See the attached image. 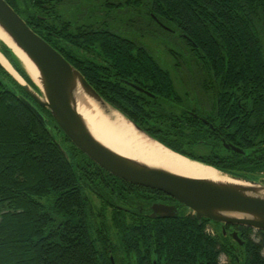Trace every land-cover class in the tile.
Here are the masks:
<instances>
[{
	"label": "trees",
	"instance_id": "16d2710c",
	"mask_svg": "<svg viewBox=\"0 0 264 264\" xmlns=\"http://www.w3.org/2000/svg\"><path fill=\"white\" fill-rule=\"evenodd\" d=\"M6 1L107 102L140 127L191 158L238 178L262 181L264 156L258 148L264 142V0H115L108 4L117 11L113 20L121 12L135 16L109 29L104 23L89 26L91 16L70 14L68 8L80 0L64 5V0ZM141 16L148 20L142 22ZM131 30L184 42L187 69L177 64L184 72L183 88L148 47L132 38ZM0 51L39 90L3 41ZM211 88L238 91L243 98V119L231 121L236 111L228 110L225 120L233 132L226 139L236 141L234 135L243 133L244 154L229 151L227 158L213 157L202 144L207 126L187 117L185 108L192 102L183 90ZM20 95L38 107L47 124ZM104 174L115 177L76 147L50 110L0 62V264H112L111 252L117 264H141L150 259L141 245V234L148 232L165 234L156 246L164 264H220L223 252L229 264H264V237L253 236L256 231L264 235L263 230L235 225L244 241L240 244L225 237L220 227L216 235L208 233L211 220L201 222L196 216L156 222L150 231L115 221L111 240L101 221L105 208L88 194L89 177ZM236 248L238 254L233 253Z\"/></svg>",
	"mask_w": 264,
	"mask_h": 264
},
{
	"label": "water",
	"instance_id": "95a60500",
	"mask_svg": "<svg viewBox=\"0 0 264 264\" xmlns=\"http://www.w3.org/2000/svg\"><path fill=\"white\" fill-rule=\"evenodd\" d=\"M0 27L35 65L39 73L35 78L40 80L41 86L35 82L33 75L26 68L25 61L3 41L22 62L39 90L19 80L4 66L24 85L27 92L40 106L50 110L58 126L72 143L94 162L125 181L169 194L194 211L200 221L206 218L224 225H241L264 231V183L261 179L254 181L238 178L221 170L223 174L240 182L191 178L118 153L98 140L90 130L87 121L78 109V92L82 91L84 95L103 108L108 109L109 107L122 114L134 125L137 132L148 140L159 142L170 150L187 156L150 135L107 102L90 84L85 75L59 50L33 30L6 0H0ZM139 89L142 88L139 87ZM20 99L42 123L47 124L46 117L34 103L23 95H20ZM197 161L207 164L201 160ZM210 166L216 168L213 165ZM160 208L162 211L174 209L177 212V207L162 206ZM223 230L226 232L225 228ZM231 236L243 244L244 241L238 231H231Z\"/></svg>",
	"mask_w": 264,
	"mask_h": 264
},
{
	"label": "flooded vegetation",
	"instance_id": "af4514ba",
	"mask_svg": "<svg viewBox=\"0 0 264 264\" xmlns=\"http://www.w3.org/2000/svg\"><path fill=\"white\" fill-rule=\"evenodd\" d=\"M66 1L68 2V0L63 1V5ZM80 2L81 3L78 4V8L80 7L83 10L86 7L89 8L91 6H95L96 8L93 11V14L99 13L100 16H102L99 19H90V21L87 22L89 26L93 25L94 27H99L102 23H104V27L108 29L114 27L115 24L111 21L112 18L117 14V11L111 8V6L108 4L115 3V0H80ZM80 8L79 11H82ZM79 11L76 13V15L83 14V12ZM183 92L189 93L188 97L192 102L190 108H185L188 113L187 117L203 122V124L207 126V139H205V143H202L206 144L207 148H205V150H207L208 153H211L213 157L227 158L225 155L228 154L229 151L244 154L245 150L242 146L243 133L240 132L234 135V138H238L236 141H229L226 139V135L229 136L231 133H233L230 131V124L225 120V116L228 114L227 111H236V113L233 112V114H231V121L234 118L242 120L245 116L243 98L241 96L237 97L238 91L211 88L188 89L183 90ZM235 100L238 101L237 105L232 103ZM224 102L231 103L224 104ZM141 128L156 139L160 140V138L153 135L147 128ZM200 141L204 142V140ZM258 150L260 151V154L262 153L264 156V142L260 144ZM104 176L105 177H102L101 179H94L92 176L89 177L87 181L90 183L89 187L92 189L89 188L88 194L92 202L103 204V207L105 208V216L101 221L106 225L104 228L106 229L107 235L111 238V240L113 238L111 227L114 225L115 221L125 222L128 225H137L144 231H150L152 229V225L156 222L162 223L161 221L165 222L185 216L192 219L197 217L196 213L189 207L181 204L177 199L163 191L151 187L133 184L119 177L116 178L115 175V177H110L105 174ZM261 178L262 182L264 183V173L263 177ZM81 179L84 181L86 177H81ZM106 187L110 188V190H108ZM162 206L177 207V212H175L174 209H166L165 211H162L160 208ZM202 221L203 219L201 222ZM211 224L216 229L219 227L222 228L225 237H232L231 231L233 230L238 231L235 228V225H228V227H226V225L223 223H220L222 225H215L211 220L207 226ZM206 228L208 233L216 235V232H213L208 227ZM223 228H225L226 232H224ZM132 236L135 237L136 235L134 234ZM141 236L143 237V240H141L143 253H146L148 256H150V259L142 261L141 264H164L163 260L162 262H159L158 260V255L160 253L157 252L156 246L160 243L161 239L165 238V234L148 232L146 237H149V240H147L143 234H141ZM158 238L160 239L158 240ZM232 239L235 242H238L233 237ZM108 246V250L111 252L112 243L110 242ZM237 248L233 250L234 254L239 253V249ZM222 255H225L228 258L226 252H223L221 256ZM221 256L220 264H223L221 261ZM110 258L112 264L113 262L114 264H117L115 260V254L113 252L110 253ZM229 262L230 260L228 258L227 262L224 264H229Z\"/></svg>",
	"mask_w": 264,
	"mask_h": 264
},
{
	"label": "bare ground",
	"instance_id": "6f19581e",
	"mask_svg": "<svg viewBox=\"0 0 264 264\" xmlns=\"http://www.w3.org/2000/svg\"><path fill=\"white\" fill-rule=\"evenodd\" d=\"M0 40L10 45L22 60L25 61L26 68L33 75L35 82L41 86L40 80L35 78L39 74L35 65L16 47L1 27ZM0 59L2 64L19 80L22 79L11 64L13 70L6 65L7 62L2 59L1 54ZM78 109L87 121L94 136L120 154L191 178H208L216 181L240 182L239 180L223 174L220 170L210 165L172 151L159 142L148 140L139 134L134 128V125L122 114L109 107L108 109L103 108L91 98L84 95L82 91L78 92Z\"/></svg>",
	"mask_w": 264,
	"mask_h": 264
},
{
	"label": "rangeland",
	"instance_id": "374dc122",
	"mask_svg": "<svg viewBox=\"0 0 264 264\" xmlns=\"http://www.w3.org/2000/svg\"><path fill=\"white\" fill-rule=\"evenodd\" d=\"M95 8H96L95 6H91L89 8H87V7L84 8L82 11H79L78 6L74 5L72 7L70 6V8H68V11H69V13L71 12L73 14V16L75 15V13H77V11H79V12H83L84 17L91 16L93 19H99L102 17V16H100L99 13L93 14V11L95 10ZM131 16H135V15H132L130 13H126L124 15V12H121L120 16H117L116 19H114V20L112 19L111 22L115 24L114 26L120 28L123 24L129 22L128 17H131ZM136 18H140V15L136 16L134 18H131V19L136 20ZM144 20H148V19L146 18V16H144V17L141 16V21L144 22ZM131 24H132V21H131ZM134 27H137V26L135 25ZM128 28H132V27H128ZM129 33H131L132 38L140 40V42L143 45L148 47L152 51V53L162 62V64L165 67L170 69V71L173 74V77L176 80V83L180 86V88H183V86H181V85L183 83L182 77H183L184 72L181 69H179V67H180L179 65L182 62L184 64V66L186 67V64H187V57L185 54L184 42L181 39L174 38V37L168 38L167 36H162L163 38H159L158 36H154L151 32H146V34H143L142 31L136 32L134 30H131V32H129ZM171 39L176 40V42H173ZM0 41H2V40H0ZM0 54L2 55V59L6 60V62H7L6 65L11 70H13L10 63L3 56L1 51H0ZM178 54H180V56ZM178 62H180V64ZM184 62H186V63H184ZM177 64H179V65H177ZM186 69H187V67H186ZM186 69H185V72L188 73L186 71ZM21 80L24 81L23 79H21ZM208 228L210 230H212L213 232L217 231V229L214 226H212V224L208 225ZM253 236L257 240L264 237L263 234L257 233V231L253 233ZM263 254H264V250H263ZM227 260H228V258L225 255L221 256V261L223 264L226 263Z\"/></svg>",
	"mask_w": 264,
	"mask_h": 264
}]
</instances>
